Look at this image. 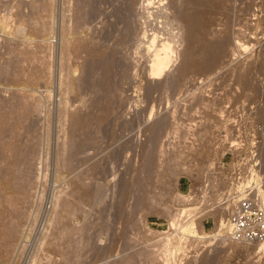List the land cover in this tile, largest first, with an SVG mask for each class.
<instances>
[{
	"label": "rangeland",
	"instance_id": "1",
	"mask_svg": "<svg viewBox=\"0 0 264 264\" xmlns=\"http://www.w3.org/2000/svg\"><path fill=\"white\" fill-rule=\"evenodd\" d=\"M49 1L50 11L45 4L48 0H0V264H24L22 260L27 262L33 249L36 253L31 258L28 256L30 260L25 264H34L36 257L54 258L57 248L48 243L55 231L50 228L49 220L53 219L65 197L73 203L80 201L78 213L71 220L77 232L73 234L75 241L70 244L68 264H118L124 256H130L128 264H163L167 251L161 245V238L174 233L175 229L174 222L170 224L171 219L162 208L165 204L170 207L172 204L174 211L191 208L187 209L189 215L185 214L182 222L181 218L176 220L177 224L189 220L195 222V226L201 225V238H196V232L194 237L193 233H184L180 235L181 240L169 244L171 264H202L204 258L212 259L213 264H264V243L247 244L227 238L219 209L204 218L199 217L196 206L200 198H195L198 199L196 203L176 198L177 193L183 195L177 191L178 182H182L179 178L185 175L187 167L197 168V172L203 174L220 165L221 155L213 153L211 145L214 135L221 134L217 127L221 122L226 126L228 123L222 121L223 117L215 116L212 108L204 109L200 103L198 113V104L191 108L184 101L192 99L182 86L185 80L169 81L157 88L147 86L144 76L148 53L143 46L134 47L136 43L132 36H126V31L129 34L138 25V28L147 27L149 33L156 30L162 37L173 36L178 31L177 24L164 7L170 0H152L148 10H140L143 0ZM229 3L224 0L216 11V30L234 33L237 27L233 24L234 11L247 7L248 3L260 8L259 14L264 16V0L237 1L233 9ZM239 12L237 16L242 23L244 17ZM261 42L258 48H242L244 51H238L228 62V73L240 72L244 81L240 85L234 76L232 81L227 78L225 83L221 81L223 86L220 87H225L228 81L229 88L239 84L237 93H242L240 101L229 102L230 109L255 101L262 108L261 112L264 110V38ZM183 45L177 43L175 49L181 50ZM91 46H96L93 53L90 49H95ZM226 59L222 57L221 60ZM216 82L213 88L220 84ZM215 92L221 93V90ZM217 105L225 103L212 107L217 109ZM84 116L88 117L87 122L82 119ZM163 118L167 126L164 124L166 129L156 142L162 147L156 145L151 149L152 157L155 156L151 165L153 181L144 183V196L140 198L136 178L143 168V152L148 148L144 149L141 143L146 141L149 125ZM174 124L179 128H173ZM201 124L205 128L199 126ZM190 125L195 135H190ZM191 144L194 149L183 148ZM159 148L163 154L158 152ZM21 149L22 153L18 152ZM14 152L19 153L18 158L25 153L26 159H13ZM263 156L262 149L264 182ZM228 160V156L223 159L224 162ZM31 166L37 167L34 170L36 183L30 194H24L14 184L19 176L16 172ZM82 184L90 191L94 189L89 198L81 196ZM158 190H165L169 195L162 207L154 206L155 201L149 197ZM25 195L29 196L28 200L22 198ZM223 195L224 192L219 191L209 202L206 200L202 210L221 201ZM122 196L124 203L120 205L119 197ZM235 203V199L228 202L230 206ZM17 207L20 210L25 207L23 211H26L21 212ZM21 213L25 216L23 219ZM14 223L18 229L17 225L15 228L8 226ZM22 235V245H26L15 258V247ZM9 244L10 255L6 256ZM139 251L153 252L156 259L146 262L138 255ZM62 262L59 258L52 264Z\"/></svg>",
	"mask_w": 264,
	"mask_h": 264
},
{
	"label": "bare ground",
	"instance_id": "2",
	"mask_svg": "<svg viewBox=\"0 0 264 264\" xmlns=\"http://www.w3.org/2000/svg\"><path fill=\"white\" fill-rule=\"evenodd\" d=\"M226 1L230 2L229 3V5L231 6L230 8L233 9L234 8V5L236 6L237 1H239L240 3H243L245 0H226ZM222 2H224V0H170V3L167 4V6H164V7L169 12L168 14L171 15L172 20L174 21V24H177L178 31L173 36H171V37H164V35H163V37H162V36H160L158 34V32L156 30H154L151 33H149L148 30H147L148 29L147 27H146L147 29L146 28H142V27L138 28L137 27L138 25L135 26L133 29H131V28L128 29L127 28L128 30L131 29V31L129 32V34H128V31H126L127 32L126 33V36H132L134 43H136V46H134V47H136V48L139 49L140 47L143 46L144 47L143 49H146V51L148 53L147 54V56H148L147 57L148 65H146L147 69H146L145 76H144V79H145L148 87H152V88L153 87H156L157 88V86L165 85L169 81L170 82L172 81V83H174V82L180 81L179 79H182L183 81L185 80V82L182 84V86H185V88H186L185 91L188 92V95H191L192 99H185L184 101L187 102V104H189V106L191 108H192V106H195V105L198 104V106H196L197 113H198V111H199L198 110V107H199V103H200V106L203 105L204 106V109H208L207 107L212 108L211 110L215 114V116L217 115V117H219V119H221L223 117L222 121L225 120L224 122H228V121L231 122V119L229 118L230 111L228 109H226V108H229L231 106V103H229L230 101H233L234 103L237 102L238 100L240 101L241 96H242V93H237V92H239V87H238L239 84L236 85L233 88L232 87L229 88V81H232L231 78L233 76H234V80L237 81L236 83H240V85H242V82H244V81L242 79V75L239 76L240 72H237L235 75H233L231 72L228 73V71H229L228 70V67L230 65L228 62L229 61L231 62L233 60V58L236 56V54L238 53V51L243 50L245 48L247 49V47L249 49L250 48H256L257 45H259V43L260 44L262 43L261 41L264 38V36H263V34H264V16L261 17L262 15L259 14V12H260L259 9L260 8H257V6L255 8L254 4H249L248 3L247 4V7L240 8L238 10L236 8V11H234V17L235 18L233 20V24L235 26H237L236 28L233 29L234 30V33L230 34V32L227 31V30H224V31L223 30H220V29L219 30L218 29L216 30L214 28V26L216 25V17H215L216 16V11H217V9H219L221 7ZM49 3H50V1L48 0V3H45V4H46V8H48V10L50 11V9H49V5L50 4ZM137 3H138V1H137ZM151 5H152V0H143V3L140 4V7L139 8H140V10H141V8H142V10H144L143 8H145L146 10H148ZM41 6H42V4H41ZM238 6H241L242 7V4H240ZM162 7L160 6L161 9H162ZM139 8H138V10H139ZM238 11H240L239 13L241 14V15L240 14L239 15L244 17V18H242V19H244L242 23L238 19V18H240V17L237 16V12ZM165 12L166 11H164V13ZM136 13H137V15L140 18L141 15L138 13V11H136ZM166 15H167V12H166ZM259 17H261V19H259ZM139 25H142V24H139ZM182 32H183V35H182ZM232 35H233V37H232ZM92 36H93V34H92ZM123 39L126 40L125 37H123ZM93 41H94V39H93ZM95 41H96V39H95ZM177 43H180V44L183 43L184 44L183 45V48L181 50L175 49V47H177V46H175V44H177ZM230 43H231V46H230ZM64 44L62 43V45H64ZM95 44H98V42L95 43ZM91 48L92 49H95L96 46H94V48L91 46ZM90 51H91V53H93V51H96V49L95 50H91L90 49ZM242 53H244V52H242ZM145 54H144V56H146ZM61 55H62V53H61ZM144 56H143V58H144ZM222 57H227V59L224 60V62H222V60H221ZM139 59H140V57H139ZM138 61L139 60H137V62ZM108 64H110V62ZM174 64H176V66L171 71V68H172V66ZM106 77H108V76H106ZM226 78H227V80H229L228 83L226 82L227 85L225 84V87H220V86H223L222 84H223V82H224V80ZM213 79H214V82H216V81L219 82L220 81V84L218 86L214 87V88H213V86H214ZM222 80H223V82H221ZM246 82H249V81H246ZM243 84H245V83H243ZM246 85H247V83H246ZM209 87H210V89H207ZM217 90H221V93H216L215 91H217ZM185 94H183V95H185ZM230 94H233L232 95V98H230ZM107 95H109V94H107ZM245 96H246V94H245ZM244 100H245V98H244ZM216 102H218L219 104L220 103H223V104L225 103V105L220 106V107H218V105H217V109H216V108L212 107V106H215V104H218ZM243 105H244V102H243ZM203 106H201V107H203ZM205 106H206V108H205ZM223 107H225V109ZM191 108H190V110H191ZM151 110H152V108H151ZM153 111H154V109H153ZM174 111H175V109H174ZM151 114H152V111L150 113V116H151ZM194 114H196V113H194ZM261 115L262 116L264 115V110L261 112ZM225 116H228V117L225 118ZM82 119L85 122H87L89 120L87 116H84ZM160 119H162V118H160ZM164 119L165 118H163V120H155L152 124L149 125V127L147 128L148 134L146 136V141L144 143H141V145H143V148L144 149L146 147H148L149 149L147 148L146 149L147 151L144 150V152H143V156H142L144 158L143 159L144 160L143 168L140 169L139 176L136 178L137 179L136 180V182H137V184H136L137 186L136 187H138L137 196H140V198L142 196H144L143 195V192L144 191L142 190L144 183L146 184V182H147L148 184H151V182L153 181V176H152V172H151V168H152L151 165L153 164V160L152 159L155 156L153 155L154 157H152V153H151L152 151H151V149L154 146H156V145H158L157 146V148H158L159 145H160V144H156V142L158 143V140L157 139L160 137V135L166 129V128H164V127L167 126L165 124V120ZM193 120H195V119H193ZM174 121H176L175 124H178L177 123L178 122L177 120H174ZM78 122H79V120H78ZM164 124L166 126H164ZM175 124H174V127L173 128H179V127L175 126ZM192 125L194 126L195 123H193ZM179 126H180V124H179ZM183 126H186V125H183ZM199 126H201L202 128H205L203 126V124H201ZM218 128H219V131L221 133L222 132H228L229 131V127H227L226 125H224V123L222 124V122H221V126L217 127V130H218ZM168 131H170V129ZM188 131H190V135H195V133L192 130L191 125H190V127L188 126ZM188 133H187V135H188ZM171 137L173 138L174 136H171ZM171 142H172V140H171ZM190 143H192V142H190ZM27 145H28V143H27ZM170 145H171V143L169 144V146ZM160 146L162 147V144ZM185 146L186 147H183V148H193L194 149V147L192 146V144L191 145H188V146L185 145ZM157 148H156V151H157ZM160 148L158 149L159 150L158 151L159 153L161 151ZM262 149L264 151V147H262ZM22 150L23 149H21L18 152H21ZM18 152H14L13 153V159L15 157H17V155L19 154ZM63 152H61V155L65 154ZM162 152H164V151H161V153ZM28 153L30 155H32L30 152H28ZM37 153H39V152H36L35 154H37ZM24 154L25 153H23L21 155L23 156ZM21 155H20V158H18V157L17 158L18 159H22V158L23 159H26V158H24L25 155L23 157H21ZM36 156L37 155H35L33 157L30 156V157H32L34 159V157H36ZM26 157H27V154H26ZM27 159H28V157H27ZM63 162H65V160ZM24 163H25V161H24ZM29 163L30 162L26 163V165L27 164L29 165ZM156 166H157V164H156ZM14 167H15V165H14ZM35 169H33V167L31 166V167L27 168L25 171H22V169L21 170L19 169L22 172H20V171L19 172L18 171L16 172L15 171L16 174L19 173V176H17L16 178L14 177L16 179V181H15L14 184L19 189H21L24 194H30L32 192L33 188L35 187L34 186V184L36 183V181L34 180V178H35L34 170ZM40 170H39V172H40ZM192 171H193V169L187 167L186 168V172L187 173L185 172V175L191 177L192 176V173H191ZM260 173H261V170H260ZM182 176H184V175H182ZM15 179H13V180H15ZM80 181L81 180H79V182ZM226 185L227 184L225 183L224 180H222V179L219 180L218 187H217L218 190H217V192L214 195H211L210 198L213 197V196H215L219 191H223L225 193L224 190H225ZM96 186L97 185H95V187ZM81 187H82V195L81 196H83L85 198H89V196H91V195L94 194L93 193L94 192V189H91V191H90L89 190V187H87V185L82 184ZM162 189H164V188H162ZM68 191H69V189H68ZM177 191L179 192V190H177ZM152 193H154V192L152 191L151 194ZM62 195H64V194H62ZM261 195H262V198L264 200L263 193ZM123 196L122 197H119L120 198V203H121L120 205H122L124 203V197ZM167 196L169 197V195L166 193L165 190H161V191L158 190V192L156 194L149 195V197L153 201H155V202H153V201L152 202L154 204L156 203L154 206L161 205V207H162V204L164 203L163 202L164 199ZM231 197H233V196H231ZM22 198H24V200L27 198V200H28L29 199V196L28 195L27 196L25 195ZM176 198L178 199V198H185V197H184V195L177 193L176 194ZM151 199H150V201H151ZM233 199L236 200V198H233ZM136 200L137 201H140L141 199L138 200V198H137ZM185 200L187 201L186 198H185ZM197 200L198 199H195L194 198L192 201H194L193 203H196ZM206 200H208V201H206ZM227 200H224V198H223L221 201H219V202L216 203L217 205L216 204H213L212 206L208 207L207 208V211H206L209 214V212H211V211L213 212L215 209H219L220 210L219 219H220V217L223 218L222 222L220 221L222 224H225L224 217H225L227 211H229L231 209V206L227 202H225ZM205 201L206 202H209V198H205ZM78 202H80V201H78ZM78 202L77 201L76 202L74 201V203H73V202L68 201L66 199V197L65 198H62V200L59 203V208L57 207L58 210L54 213L53 219L48 218V220L50 219L49 222L50 221L52 222L54 220V224H51V222H50V228L53 227V230L55 231V233H53L50 236L49 243L48 244H51L52 246L56 247L57 248V252L55 253L54 258L49 257V256H44L42 258L41 257L37 258L36 255H35L34 258L36 257V260H35V262L33 261L34 264H52V261L54 259H59V258H62V261H63L62 264H68V261H69V258H70V255H69L70 254L69 253L70 252V244L73 243L72 240L76 236V235H74V238H73V234L75 232H77V230L75 229L76 226H74L73 224H71V220L76 216V214L78 213V210L80 208V205H79ZM118 202H119V200H118ZM25 203H28V202H25ZM135 205H136V203H135ZM139 206H140V204H139ZM13 207H14V205H13ZM24 208H22V210H20V208H18V209L21 212H24V211H26V209L23 211ZM162 208L165 209L164 210L165 213H167V215L170 217V219H171L170 220V224L174 222L173 223V226L175 228L174 229V233H172L170 235H166V236L164 235V237L161 238V245H163V247H165V250L167 251V257L163 261V264H171L170 260H171L172 257L170 256L169 244L170 243H176L179 240H181L182 237L180 235H184V233H187V234L193 233V237H194V233L196 232L195 233V235L197 236L196 238H198V237L201 238V236H200V234H201V231H200L201 225L195 226L194 224H196V223L193 222V221H189V220L184 221L182 224L181 223L180 224L179 223L177 224L176 220L180 219V217H179L180 212L183 213V217H184L185 214H188L189 215L188 211L191 208H189V209L188 208H186V209H178L177 211H174L172 209V204H171V207H170V204L169 205H166L165 204L164 207H162ZM13 209H15V208H13ZM187 209H188V211H187ZM222 210H224V211H222ZM22 217H25V216H22V213H21V218ZM183 217L180 219V222H182V220L184 219ZM127 218H128V216H127ZM17 223L19 224V222H17ZM219 223H218V225H219ZM16 225L17 224L14 223L13 226L12 225H8V226H11V228H13V227L15 228ZM47 225H49V224H47ZM17 227H18V225L16 226V229H18ZM46 229H47V227H46ZM6 230H8V229H6ZM11 230L12 229H10L9 234L11 233ZM44 230H45V228L43 229V231ZM40 233H42V232H40ZM8 236L10 237V235H8ZM39 236H40V234H39ZM189 236H192V235H189ZM202 236L204 237V235H202ZM22 237H23V235H22ZM22 241H24V237L20 240V242L15 247V254H14V257L15 258H16V256H18V254L20 253V251H22V247L24 245H26L25 242H24L25 244L22 245ZM73 241H75V240H73ZM34 242H35V240H34ZM241 243H243V242H241ZM263 243L264 242H261V243H258V244H263ZM247 244H251V243H247ZM255 244H257V243H255ZM71 246H73V244ZM10 248H11L10 247V244L7 245L6 256H9L10 255V253H9ZM13 249H14V247H13ZM32 252H33V254L36 253V251L34 252V249H33ZM33 254L31 256H33ZM138 255L141 256V257H143L144 259H146L147 260L146 262H148V261L149 262L150 261L152 262V261H154L156 259V257H155L156 255L153 252H150V251L149 252L139 251L138 252ZM28 256H27V262H28L29 257L31 258V256H29V257ZM71 256H72V254H71ZM108 257H110V256H108ZM72 258L73 257H71V259ZM23 260H22V262L27 263L25 260L24 261ZM129 260H130V256L129 257L128 256H126V257L124 256L122 259H120V261H119L118 264H128V261ZM30 263L33 264L32 262H30ZM202 264H213V261L210 258H208V259H205L204 258L202 260Z\"/></svg>",
	"mask_w": 264,
	"mask_h": 264
},
{
	"label": "built area",
	"instance_id": "3",
	"mask_svg": "<svg viewBox=\"0 0 264 264\" xmlns=\"http://www.w3.org/2000/svg\"><path fill=\"white\" fill-rule=\"evenodd\" d=\"M228 110L229 131L222 132L223 136L216 133L211 145L213 153L221 155L220 165L203 174L196 168L191 177L181 176L178 190L188 202L200 198L196 215L204 218L208 214L207 209L202 210L205 198L214 195L219 180H224L227 185L223 196L224 200L228 199L225 202L236 198V203L225 215L226 236L236 242L261 243L264 242V200L261 195L264 182L260 173L264 146L262 108L252 101ZM225 156L229 158L227 162L223 161ZM179 217H183L182 212Z\"/></svg>",
	"mask_w": 264,
	"mask_h": 264
}]
</instances>
